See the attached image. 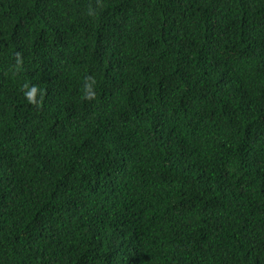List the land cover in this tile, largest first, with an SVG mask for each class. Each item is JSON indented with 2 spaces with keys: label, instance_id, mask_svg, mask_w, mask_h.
<instances>
[{
  "label": "trees",
  "instance_id": "16d2710c",
  "mask_svg": "<svg viewBox=\"0 0 264 264\" xmlns=\"http://www.w3.org/2000/svg\"><path fill=\"white\" fill-rule=\"evenodd\" d=\"M0 264H264V0H0Z\"/></svg>",
  "mask_w": 264,
  "mask_h": 264
},
{
  "label": "clouds",
  "instance_id": "9594fccd",
  "mask_svg": "<svg viewBox=\"0 0 264 264\" xmlns=\"http://www.w3.org/2000/svg\"><path fill=\"white\" fill-rule=\"evenodd\" d=\"M93 85H94V81L85 85V89H84V98L85 99L91 100V99L95 98V91H94ZM36 95H37V88L34 85L31 87H28L27 90L24 92L25 98L30 103L35 102Z\"/></svg>",
  "mask_w": 264,
  "mask_h": 264
}]
</instances>
